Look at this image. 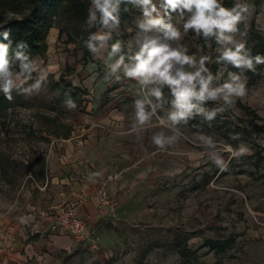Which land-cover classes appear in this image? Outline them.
Segmentation results:
<instances>
[{
	"label": "rangeland",
	"instance_id": "1",
	"mask_svg": "<svg viewBox=\"0 0 264 264\" xmlns=\"http://www.w3.org/2000/svg\"><path fill=\"white\" fill-rule=\"evenodd\" d=\"M12 1L0 0V22L14 15L6 5ZM235 2L224 0V5ZM246 2L252 6L246 28L240 26L246 35L237 39L252 53L255 43L248 31L264 37V0ZM129 9L121 11V34L114 37L126 44L140 16L138 9ZM59 34L58 26L51 30L47 56L36 57L51 73L49 83L39 95H22V103L0 121V237L5 230L21 246L32 243L36 226L31 215L53 220L59 205L92 200L105 174L124 170L117 210L98 208L100 218L90 227L101 249L93 252L72 238L76 247L47 251V257L44 253L30 264H264V64L255 74L245 73L248 95L237 101L235 111L224 119L218 115L211 128L199 117L181 125L183 138L175 151L189 155H169L151 143L153 133L167 129L153 127L139 136L131 130L140 92L136 82L106 80L100 60L98 65L84 62L79 46ZM183 43L195 52L203 41L190 32ZM216 47L213 43V60L219 55ZM209 67L215 73L222 65ZM70 86L87 94L73 93ZM66 93L75 109L65 107ZM107 105V120L96 121L94 115ZM194 125L225 140L241 133L251 154L221 172L206 158L197 159L200 149L194 141L200 129ZM176 169L181 171L171 174Z\"/></svg>",
	"mask_w": 264,
	"mask_h": 264
},
{
	"label": "clouds",
	"instance_id": "2",
	"mask_svg": "<svg viewBox=\"0 0 264 264\" xmlns=\"http://www.w3.org/2000/svg\"><path fill=\"white\" fill-rule=\"evenodd\" d=\"M129 6L138 9L140 16L135 20V35L126 44L114 37L121 34V11L128 12ZM251 7L246 0H236L230 8L224 0H90L77 39L102 62L106 80L120 82L123 78L138 85L131 130L139 136L153 127L167 129L153 133L151 143L158 151L185 156L189 154L175 151L183 138L180 126L199 117L211 128L218 115L224 119L235 111L237 101L248 95L245 73L255 74L257 66L264 64V55H252L246 43L237 39V34L246 35L240 26L246 28ZM83 32L88 33L86 37ZM190 32L203 41L195 52L183 43ZM0 37V94L10 102L13 93L26 98L39 95L49 83L48 68L32 56L26 41L13 46L10 28L0 30ZM213 43L219 53L215 60ZM212 63L222 67L213 73ZM228 65L239 71L229 70ZM66 96L65 107L75 109L76 102L70 94ZM208 102L214 106L206 107ZM194 127L200 129L194 141L200 149L197 159L206 158L221 172L227 171L233 160L251 154L241 133L229 134V140L240 141L234 146L215 132ZM20 221L26 222L23 217Z\"/></svg>",
	"mask_w": 264,
	"mask_h": 264
},
{
	"label": "trees",
	"instance_id": "3",
	"mask_svg": "<svg viewBox=\"0 0 264 264\" xmlns=\"http://www.w3.org/2000/svg\"><path fill=\"white\" fill-rule=\"evenodd\" d=\"M12 2L13 4L6 5L12 8L14 15L0 22V30L3 28L11 29L13 46H15V42L26 41L33 57L45 58L49 51V34L53 28L58 26L60 29L59 36L66 34V42L75 43L82 50L84 62H93L98 65V60L94 59L77 39L82 34V25L87 16L90 0H24V4L23 1L22 3H15V0ZM92 31H96V29ZM87 34L83 32L85 37ZM248 36L250 41L255 43L252 55H264V37L253 31H248ZM0 41H2V37H0ZM70 88L73 93L77 91L81 96L87 94L85 90L79 87L70 86ZM72 96L75 97L76 95L72 94ZM13 97L10 102L0 94V121L8 115L11 108L22 103V95L13 93ZM65 135L69 136L70 131H67ZM187 252L186 250L184 255H187Z\"/></svg>",
	"mask_w": 264,
	"mask_h": 264
},
{
	"label": "crops",
	"instance_id": "4",
	"mask_svg": "<svg viewBox=\"0 0 264 264\" xmlns=\"http://www.w3.org/2000/svg\"><path fill=\"white\" fill-rule=\"evenodd\" d=\"M53 29L55 30V28ZM108 108L109 105H107L103 111H100L99 114L94 115L93 118L96 121H106L107 118L105 117V115L109 114L107 112ZM118 172H124V178L116 183H113L111 186L112 192L116 198L117 191L119 189H123L121 186H124L125 184L127 178L126 172L124 170L111 171L105 174V176L102 178L103 180L108 174ZM73 205L77 206L79 215L87 221L89 229L92 223H95L99 220V210L100 212H108L100 206L98 195H94L92 200L90 199L87 202H84V200H78V204ZM98 208L100 209L98 210ZM31 217L34 218L33 224L36 226L34 230L36 236L34 237L33 242L21 246L19 242L10 240V231L5 233L4 230V232L2 233V237H0V264H30V261L35 259L36 257L41 256L43 258L44 256L42 255L44 253L47 257L49 254L47 253V251L56 253L62 250H69L73 247H76V243L69 234H67L69 235L67 236L64 235L66 234L64 232L49 234H45L43 232L44 228L54 220V217L53 220L52 218L48 219V217H39V220L37 219V216L31 215ZM49 220L51 222H49ZM43 250H45V252H43Z\"/></svg>",
	"mask_w": 264,
	"mask_h": 264
},
{
	"label": "built area",
	"instance_id": "5",
	"mask_svg": "<svg viewBox=\"0 0 264 264\" xmlns=\"http://www.w3.org/2000/svg\"><path fill=\"white\" fill-rule=\"evenodd\" d=\"M123 178L124 172L108 174L99 185L100 206L108 212H115L119 206L111 186ZM43 232L45 234L64 232L69 234L77 244L93 252L101 249L96 235L91 232L87 221L79 215L77 206L73 204L59 205L55 210L54 220L44 228Z\"/></svg>",
	"mask_w": 264,
	"mask_h": 264
}]
</instances>
